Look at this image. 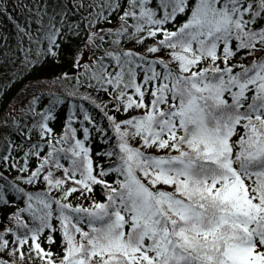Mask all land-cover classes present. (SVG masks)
I'll list each match as a JSON object with an SVG mask.
<instances>
[{
  "label": "snow or ice",
  "instance_id": "1",
  "mask_svg": "<svg viewBox=\"0 0 264 264\" xmlns=\"http://www.w3.org/2000/svg\"><path fill=\"white\" fill-rule=\"evenodd\" d=\"M73 8L87 13L92 53L75 62L89 89L81 99L107 124L81 103L57 135L50 108L34 113L35 141L6 144L0 181L15 170L44 188L0 185V205L5 188L24 201L0 231V264H264V0H76ZM45 15L37 13L38 32ZM47 24L46 54L55 56V14ZM94 134L108 145L96 153L112 161L107 168L94 164ZM56 232L59 253L42 247Z\"/></svg>",
  "mask_w": 264,
  "mask_h": 264
},
{
  "label": "trees",
  "instance_id": "2",
  "mask_svg": "<svg viewBox=\"0 0 264 264\" xmlns=\"http://www.w3.org/2000/svg\"><path fill=\"white\" fill-rule=\"evenodd\" d=\"M75 2L76 0H0V154H7L6 144L9 142L13 146L22 144L26 136H31L35 141L37 137L29 132L37 119L34 113L43 115L48 113L50 108L53 118L49 124L57 135L63 133L68 118L73 116L81 103L97 121L107 124L93 105L81 99L89 89L78 82L77 78L83 72V68L75 66V62L81 53H83L82 62H89L92 53L85 48L88 30L85 27L86 22L81 19L87 13L83 9L77 12L73 8ZM61 10L66 14L62 23L59 15ZM38 11L46 13L43 17L44 27L39 32L36 23ZM54 14L56 26L61 28V32L56 37L57 47L54 49L56 55L52 56L46 54L48 41L45 33L48 27L47 21ZM116 22L117 17L113 16L112 24L115 25ZM17 25L31 33L33 38L29 40L27 35L18 30ZM110 26L104 25V27ZM126 46L132 47L131 44ZM136 50L143 49L137 47ZM236 59L239 60L240 57ZM72 93L74 95H71ZM91 94L97 97L96 92L93 91ZM99 99L103 100L106 97L101 93ZM76 123L74 122V126ZM91 147L94 164L107 168L112 161L102 155L96 156L97 152H103L108 147L104 139L94 134ZM24 150H27L26 146L23 150L13 152L12 155L19 159ZM36 163L37 161L33 159L31 167L35 168ZM23 175L25 174L15 170L5 171L4 181H7L8 185L16 184L25 190L40 191L44 188L42 183L25 185L16 179L17 176ZM115 178L114 174L106 177L109 182ZM4 181H0V185H3ZM95 198L103 199L100 187L95 189ZM5 200L7 203L0 205V231L6 227H13L9 217L18 208L24 207L21 194L14 189L5 188ZM73 201L75 202V197ZM46 236L47 233L42 237V247L59 253L60 233L53 234L55 243L51 245L46 242ZM8 239L11 240L12 237L9 235ZM3 259L11 258L3 254ZM35 264H40V261H35Z\"/></svg>",
  "mask_w": 264,
  "mask_h": 264
}]
</instances>
